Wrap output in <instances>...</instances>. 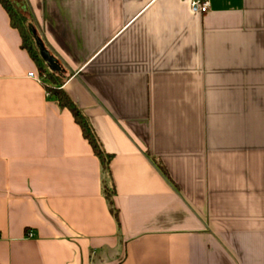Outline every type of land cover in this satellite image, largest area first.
Wrapping results in <instances>:
<instances>
[{
  "label": "crops",
  "instance_id": "crops-1",
  "mask_svg": "<svg viewBox=\"0 0 264 264\" xmlns=\"http://www.w3.org/2000/svg\"><path fill=\"white\" fill-rule=\"evenodd\" d=\"M20 1L112 160L0 5V264H264V0Z\"/></svg>",
  "mask_w": 264,
  "mask_h": 264
},
{
  "label": "trees",
  "instance_id": "trees-1",
  "mask_svg": "<svg viewBox=\"0 0 264 264\" xmlns=\"http://www.w3.org/2000/svg\"><path fill=\"white\" fill-rule=\"evenodd\" d=\"M19 1L20 0H0V5L6 11L12 28L18 32L19 36H21V49L27 51L33 64L36 65L38 70L37 75L41 76L42 74H45L47 78L46 80H49L53 85H56L53 88L46 86V92L57 100L58 105L61 108L68 109L72 113L73 118L80 127L84 138L88 141L91 148H93L95 156L99 159L100 163H102L104 172L109 174L112 156L107 154L102 148L90 120L82 114L68 94L61 89V87L65 84V80L58 78L56 75L48 71L47 65L41 56L40 49H38L36 39L34 35H32V31L29 26L30 15L24 7L20 6ZM158 169L171 183V179L169 175H167L165 168L159 164ZM106 191L107 203L112 214L117 219L118 213L113 202L116 191L113 186L111 188H106Z\"/></svg>",
  "mask_w": 264,
  "mask_h": 264
},
{
  "label": "built area",
  "instance_id": "built-area-1",
  "mask_svg": "<svg viewBox=\"0 0 264 264\" xmlns=\"http://www.w3.org/2000/svg\"><path fill=\"white\" fill-rule=\"evenodd\" d=\"M211 2L209 0H194L191 4V11L195 15H206L209 13ZM28 77L37 81L38 83L46 80V75L42 74L41 76L35 73H29Z\"/></svg>",
  "mask_w": 264,
  "mask_h": 264
},
{
  "label": "water",
  "instance_id": "water-1",
  "mask_svg": "<svg viewBox=\"0 0 264 264\" xmlns=\"http://www.w3.org/2000/svg\"><path fill=\"white\" fill-rule=\"evenodd\" d=\"M43 55H44L45 59L49 62V64H51L52 67L55 68L56 65H55L54 61L48 56V54H47L46 52L43 51Z\"/></svg>",
  "mask_w": 264,
  "mask_h": 264
}]
</instances>
